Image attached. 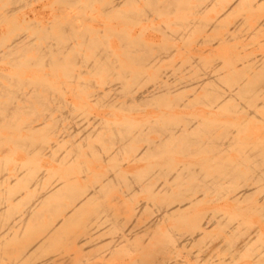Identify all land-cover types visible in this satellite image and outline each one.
<instances>
[{"label": "bare ground", "instance_id": "6f19581e", "mask_svg": "<svg viewBox=\"0 0 264 264\" xmlns=\"http://www.w3.org/2000/svg\"><path fill=\"white\" fill-rule=\"evenodd\" d=\"M3 1L0 0V24L10 17L18 24L13 21L16 27H11L13 32L9 28L11 35H3L0 28L3 41L0 59H5L6 64L18 69L32 66L46 69L65 64L71 68L64 76L79 83L80 87L83 83L86 97L103 110L119 108L121 111L126 104L147 107L155 103V106L157 101V105L160 103L164 107L167 103L162 101H169L168 95L172 98L169 106L178 103L183 109L194 105L201 108L178 117H165L163 113L144 123L125 121V117L122 118L124 121L100 118L94 126L84 127L76 133V129L69 131L70 124L64 125L66 121L73 124L74 115H70L75 114L74 104L71 107L70 102L58 97L61 100L57 98V104L52 105L55 109H50L49 103L50 110L45 109V113L37 114L31 108L34 101L46 107L43 101L53 98L49 91L53 88L47 79L6 75L0 70V121L6 124L13 116L30 111L35 118L22 129L37 132L39 129L32 125L37 119H42L40 126L52 120V132H63L70 139L67 140L70 147L63 152L59 150L64 136L58 139L59 135L51 143L45 138L21 136L16 140L0 141L4 146L9 144L26 151L27 155L47 157L55 168L47 179V170H41L34 159L18 162L12 159V153L0 157V264H264V138L250 142L251 137L248 141H245L248 138H240V134L248 129V121L264 122L260 117L264 109V52H256L257 48L264 47V41L258 40L264 36V0H146V7H142L150 14H174L172 22L153 30L165 31L182 44L191 41L189 45L193 43L199 47V51L192 48L197 54L206 50L211 55L218 52L222 44L255 39L246 44L244 50L243 46L238 47L244 52L251 49L241 53L242 56L231 55L238 46L235 45L229 51V58L216 56L204 60L200 56L202 60L199 56L197 59L188 56V60L183 59L180 63L178 58V67L175 65L178 70L173 67L176 69L173 75L178 72V76H182L183 71L191 75L193 72L191 76L187 73L185 77H189V81L179 90L182 93L190 89L192 95L186 92L191 95V100L185 91L178 92L181 94L178 97L177 89L168 85L170 82L165 80L166 77L162 79L164 67L162 75L158 72L145 79L152 81V86L141 84L144 70L156 68L163 62L166 57L161 54H166L169 48L155 52L153 42L139 38L128 40L126 30L102 31L99 27L87 28V25L78 31L79 26H74V21L71 24L74 17L64 21L65 24L52 23L54 26L49 27L44 23L46 17L41 10L48 7L51 0H36L20 16L14 14L21 11L15 6L22 0ZM23 1L27 5L26 0ZM57 1L60 5L67 2L81 14L88 8L93 12L91 7L98 3L106 21L111 16L124 17V23L117 20L116 24L122 23L126 29L139 25L150 15L137 8L136 4L141 0ZM180 7L187 15H175ZM11 21L8 20L10 24ZM177 22L178 30H170L168 25ZM24 25L31 34H25L28 32L26 27L27 32L15 34V30ZM30 26H37L38 30ZM102 26L105 28L106 24ZM54 27L55 32H52ZM106 30L117 39L127 41L122 45L125 62H118V54L106 48L100 51L105 44L99 37ZM111 33L110 37H113ZM37 35L44 44L39 41L41 39L37 40ZM194 35L199 39L191 40L196 37ZM102 38H106L105 35ZM84 46L89 50L88 59L81 55ZM29 52L34 54L28 57ZM193 65L196 68L191 72ZM164 66L170 67L169 64ZM180 69H183L182 73H179ZM92 72L101 75L99 87L92 84V80L84 81L81 76ZM2 79L7 82H1ZM174 81L182 79L179 77ZM161 106L155 107L161 109ZM173 106H167L165 110L168 112ZM136 110L139 109L136 107ZM55 111L68 115L56 118L53 117ZM220 112L221 115L243 114L244 118L232 124L229 120L219 119ZM78 134V140L72 137ZM94 139L99 148L93 145ZM83 148L87 152H82ZM230 150L237 155L227 160L225 153L228 155ZM223 154L225 161L221 160ZM86 156L95 158L99 165L107 164L105 171L99 172L79 163L78 175H71L69 167ZM178 156L182 159L178 160ZM155 158L160 161L152 163L153 159L157 161ZM110 162L115 164L112 166ZM141 162L146 166L139 170ZM249 184L258 187L260 198L253 196Z\"/></svg>", "mask_w": 264, "mask_h": 264}, {"label": "rangeland", "instance_id": "374dc122", "mask_svg": "<svg viewBox=\"0 0 264 264\" xmlns=\"http://www.w3.org/2000/svg\"><path fill=\"white\" fill-rule=\"evenodd\" d=\"M3 1V0H2ZM6 1V0H5ZM23 1V0H22ZM20 1V3H18L15 7H20L21 8V11H19L18 13H15L14 14V16H20L21 15V13L22 12H26V11H28L31 7V5L33 4H35V1L36 0H26V2H27V5H24L25 4V1ZM28 1H29V3H28ZM140 1V0H139ZM138 1V2H139ZM143 0H141L138 4H136L138 7V9H140V8H142L143 10H146V8L144 9L143 7H146V5H145V3H146V0H145V2L143 1ZM4 2V1H3ZM3 2H1V3H3ZM61 2V1H60ZM23 3V4H22ZM63 3V2H62ZM67 2H64L62 5H60V3L57 1V0H51V2L48 4V7H46L44 10H41L42 11V13L45 15V17L47 18H45L44 19V23L45 24H47L49 27H51V25L52 26H54L52 23H63V24H65L66 22H68L67 21V19L68 20H71V18H75V16H77V18H73V20H71V24H73L74 26H75V24H76V27L77 26H79V29H77L78 31H81V29L85 26H87V28H91V27H99V29L100 30H104V29H108V31H110V30H113L114 32H120V31H124V30H126V34L128 35L126 38L129 40V38L130 39H136V38H139V40L141 39V40H144L145 42H148L147 40H150V42H153L154 44H153V47H154V51L155 52H163L165 49H167V48H169L167 51H166V54L165 53H163V54H161V57H166L164 60H163V62H161L160 64H158V66L156 67V68H146L145 70H144V72H145V74H143V76H142V78L144 79L143 80V82L141 83V84H148V82L149 81H145V79L146 78H152V77H154L155 75L154 74H158V72H159V74H163L162 72V68L164 67V71H165V73L161 76L162 77V79H164L165 77H166V81L169 83L170 82V84H168V85H171V86H173L174 88L173 89H177V93L178 92H180L183 88H182V86H184L185 84H187V81H189L188 80V78L189 77H185L186 75H187V73L188 72H186L185 73V71H183V69H180L179 70V73H182V71H183V74H181L182 76H178V72H176L174 75H173V73L175 72V70L177 69L178 70V61H179V59H180V61H179V63L181 62V60L183 61V59L184 60H188V56L190 57V56H193V57H198L199 59H202L203 60V58H200V56L201 57H204L205 59L204 60H207V59H209V58H211V57H219V58H229L231 55H236V56H239V54H241V53H248L249 51H251V49H248L246 52H244L243 50H244V48H246L247 47V45L248 44H250V43H253V42H255V39H243L241 42H238V43H235L234 41L233 42H230V44H229V46H228V44H226V47H225V44H219V45H221L219 48H218V52L216 51V52H212V53H210L211 55H209V53L207 54V51L206 50H203V52H198V54L196 53L197 51L195 50V49H192V48H196L197 50L199 49V47H195V45H193V43L192 44H188V43H190L191 41H188L187 43H185V44H182L181 42H178V40L176 39V38H174V36H171L170 34H165V31H164V33L163 32H156V31H154L153 29L154 28H156L157 26H164L165 24H168V23H170V22H172L173 20H174V14H160V15H157L155 12H151V14H150V12H149V10H146L147 12H146V15L148 14V12H149V16H147L146 18H143L142 19V21L140 22V24L139 25H134V26H128L127 27V29H126V27L124 28V24L122 25V23L119 25V23L118 24H116V22H117V20H118V22H123L124 23V21H125V18L124 17H117V16H114V17H110V19H109V17H108V19H107V21H106V19H105V17L104 16H106V15H103V13L101 12V6H99L98 5V3H95V5L94 6H92L91 8H92V10H93V12L91 11V9H90V11H89V8H88V10H85V12H84V16L80 13L81 11L79 10V9H74V7H69L68 6V4H66ZM143 3V4H142ZM30 4V5H29ZM96 4L98 5V6H96ZM1 5V4H0ZM24 5V7L22 8V6ZM143 6V7H142ZM8 7H13L12 5H8ZM95 7V8H94ZM100 7V8H99ZM99 10H98V9ZM180 8H182V7H180ZM179 8V10H177V12H176V16H178L179 14L180 15H187V11L186 10H184V8H182V9H180ZM77 10H79V11H77ZM182 10V11H181ZM94 11H96V12H94ZM98 11H100L101 12V14L102 15H100V12H98ZM52 12V13H51ZM76 12H77V14H76ZM63 13V14H62ZM89 13H91V15H89ZM94 13V14H93ZM152 13H154V14H152ZM51 14V15H50ZM80 16H79V15ZM100 16H99V15ZM66 15V16H65ZM156 15H157V17H156ZM80 18H79V17ZM84 18H86V19H83V17ZM101 16H103V17H101ZM210 16H212V14H210ZM65 17V18H64ZM89 17H90V19H92V20H94V21H92V20H90L89 19ZM93 17V18H92ZM116 17V18H115ZM64 18V19H63ZM96 18V19H95ZM107 18V17H106ZM112 18H115L114 20L112 19ZM112 19V20H111ZM8 20H12L11 21V24L8 22ZM8 20L6 19V21H4V23L3 24H0V28L1 29H3V35H5V33H6V35H7V33L9 34L10 33V31H12V30H14L15 29V27H14V24L15 25H18L17 24V21H16V19L14 20V17L13 18H8ZM56 21V22H54V21ZM120 20V21H119ZM13 21L15 22L14 24H12L13 23ZM46 21H48V22H46ZM51 21H53V22H51ZM58 21V22H57ZM64 21H66L65 23H64ZM72 21H74L73 23H72ZM86 23H85V22ZM98 21V22H97ZM106 21V22H105ZM9 23V24H7V23ZM84 22V23H83ZM92 22H94V23H92ZM49 23V24H48ZM112 23V24H111ZM81 24H83V25H81ZM93 24V25H92ZM99 26H98V25ZM103 24H106V26H105V28H104V26H102ZM116 24V25H115ZM8 25V26H7ZM10 25V26H9ZM12 25V26H11ZM117 25H119V27L117 26ZM81 26V27H80ZM83 26V27H82ZM114 26V27H113ZM115 26H116V29H115ZM11 27H14V29L13 28H11ZM18 27V26H17ZM24 27H28L27 25L25 26H20V29L22 30H18V31H16L15 30V34H17V33H25L24 31H26L27 29H28V32L27 33H25V34H31V32L32 31H30V29L29 28H24ZM31 27V26H30ZM37 28V30H38V27L37 26H32L31 28ZM168 27H169V29L170 30H178V22L177 23H173V24H171V25H168ZM11 30H10V29ZM78 28V27H77ZM110 28V29H109ZM26 29V30H25ZM144 29V30H143ZM10 30V31H9ZM50 31H51V29H49ZM102 30V31H103ZM130 30V31H129ZM7 31V32H6ZM55 32V27L53 28V30H52V32ZM107 31V30H106ZM108 31L105 33H102L103 35H105V37L106 38H102L103 37V35H101L102 37H99V39H100V41L103 43V44H105V46H101L100 48V51H104V48H106L108 51H112L114 54H118L117 55V60H118V62H121V63H123V62H125V58L122 56V54L124 53V49H122V45L124 44V43H126L127 41L126 40H121V39H117V37L115 36L114 37V35L111 33V35H113V37L111 36L110 37V33H108ZM13 32V31H12ZM33 32H35V30L33 31ZM14 33H12V35H13ZM51 34H53V33H51ZM55 34V33H54ZM129 34H130V36H129ZM5 35V36H6ZM9 35H11V34H9ZM40 36L42 35V36H44V34H39ZM57 35V34H56ZM41 36V37H42ZM96 37H97V35H95ZM98 36H100V34H98ZM121 36H123V35H121ZM194 36H196V37H194L193 39L191 38V40H197V39H199V37L197 36V35H194ZM8 37H10V36H8ZM37 37H38V35H37ZM41 37H38V39L37 40H39V39H41ZM76 37L78 38L79 37V33H77L76 34ZM98 38V37H97ZM122 38H124V36L122 37ZM197 38V39H196ZM0 43H1V48H0V52L2 51L1 49L3 48L2 47V45H3V41H2V38H1V36H0ZM176 39V40H175ZM262 39V40H261ZM258 40H260V41H264V36H260V38H258ZM2 41V42H1ZM40 42H42L41 44H44L45 42H44V40H39ZM39 41H37V44L39 45L40 44V42ZM137 41V40H136ZM244 41V42H243ZM77 42H79V38L77 39ZM130 42V41H129ZM133 42V41H132ZM132 42H130V43H132ZM80 43V42H79ZM40 44V45H41ZM244 44V45H243ZM247 44V45H246ZM111 45V46H110ZM230 45H231V47H230ZM235 45H238L235 49V51L233 52L231 49L232 48H234L235 47ZM109 46L111 47V48H109ZM213 46H216V45H213ZM240 46V48L243 46V50H241L240 48V50H238V47ZM178 47L179 48H182V49H180V50H178ZM229 47V48H228ZM251 47V46H250ZM86 47L84 46L83 47V49H84V52H82L81 53V55H83L84 57H86L87 59H88V56H89V50H86L85 49ZM208 48V46L206 47L205 46V49H207ZM249 48V47H248ZM252 49H255V48H253V47H251ZM219 49H220V51H219ZM234 50V49H233ZM199 51V50H198ZM204 51H206L205 53H204ZM229 51H232V52H230L231 53V55H230V53H229ZM238 52V54H237V52ZM241 51V52H240ZM243 51V52H242ZM226 52L227 53H229V54H226ZM257 53H261V52H264V47L262 46L261 47V49L260 48H257V51H256ZM171 53V54H170ZM189 53V54H188ZM31 54H34L33 52H29V53H27L26 54V56H30ZM207 54V55H206ZM217 54V55H216ZM243 54H241L240 56H242ZM212 55H215V56H212ZM230 55V56H229ZM209 56V57H208ZM119 57V58H118ZM185 57V58H184ZM208 57V58H207ZM179 58V59H178ZM67 59V58H66ZM69 59V58H68ZM67 59V60H68ZM197 59V58H196ZM96 60H98V57L96 58ZM122 60H124V61H122ZM0 61H2V63L0 62V70H2V72L4 73V71H5V74L6 75H20V76H24V77H28V76H32V77H36V78H44V79H47V81H48V84L49 85H51L52 86V90L50 89L49 91H50V93H52L53 94V98L52 97H48V99H47V101L45 100V101H43L44 103H45V105H46V107L48 108H46L45 106H40V104H38V102L37 101H34L33 102V105H31V108L33 109V110H35L36 111V113L38 114V113H41V112H43V113H45V109L46 110H50V109H52L53 108V106L52 105H54L55 106V103H56V101H57V98L58 97H60L62 100H65L66 102H70L69 104H71V107H72V105L74 104V106L73 107H75L76 108V111H75V109L74 108H72L73 109V113H75V114H77L76 116H75V114H71L70 116L72 117L73 115V124L69 121V123L66 121L65 123H64V125H68V124H70L69 126L71 127V129L69 130V131H71V130H73V129H76V133H78L79 131H81V130H83V128L84 127H86V128H88V127H91V126H94L95 124H96V122L100 119V118H106V119H108V120H118V121H124L123 119H124V117L125 118H127L125 121H130V120H132L133 122H140V123H144L145 121H147V120H149V119H155V118H158V117H160L159 115H162L163 113L165 114V117H175V116H179V115H186V114H189V113H192V110H193V112H195L196 110H199V108H201V106H195L194 105V107L191 109V108H186V109H183V107H180V106H178V103L176 104L177 105V108H173V107H176V105H174L173 103H171L170 104V106L168 105V103H169V101L170 102H172V98L170 97V98H168V96H167V99H169V101H162V103L163 102H165V103H167L166 105L168 106V107H171V106H173L171 109H168V112H167V110H165L166 109V107L164 106L163 107V105L161 106L160 105V103L157 105V102H159V101H157L156 102V107H158V108H160V106H161V109H158V108H156L155 106H153L154 104H152V105H150V106H147V107H143V106H141V105H131V106H133V107H131L129 104H126L122 109H121V111H120V109L119 108H116V109H109V108H104V110H103V108L99 105V104H93V102L92 101H90L87 97H86V94L84 93V89H85V87H84V84L82 83L81 84V87L80 86H78L79 85V83H75L74 81H70L69 79H67L65 76H64V74H66L65 72H68L69 70H70V68L71 67H67V65H65V64H63V65H65V66H63V65H54V67L53 66H51V68H49V67H45L46 69H44L43 67H36L35 68V66H32V67H28V68H22V69H18V68H15V65H13V66H11V65H8V64H6V60L5 59H0ZM5 62V63H4ZM174 63V64H171V63ZM184 62V61H183ZM186 62V61H185ZM5 64V65H4ZM157 64V63H156ZM155 64V65H156ZM169 64V66L170 67H166V66H164V65H168ZM2 65V66H1ZM175 65L177 66V67H175ZM60 66H61V69H60ZM171 66H172V68H171ZM59 67V68H58ZM66 67V68H65ZM173 67H175V68H173ZM39 68H41V69H39ZM57 68V70H55ZM168 69V70H165V69ZM172 70H171V69ZM192 69H191V72H192V70H195V65H193V67H191ZM15 69V70H14ZM51 69V70H50ZM161 69V70H160ZM174 69V70H173ZM37 70V71H36ZM46 70H47V72H46ZM21 71V72H20ZM39 71H41V72H39ZM57 71V72H56ZM171 73H170V72ZM9 72V73H8ZM44 72V73H43ZM53 72H54V74H53ZM62 72V73H61ZM153 72H155V73H153ZM173 72V73H172ZM15 73V74H14ZM47 73H49V75L47 74ZM55 73H58V75L57 74H55ZM74 73H76V72H74ZM168 73V74H167ZM43 74V75H42ZM167 74V75H166ZM190 73H188V75H189ZM47 75V76H46ZM61 75V76H60ZM67 75V74H66ZM86 75V76H85ZM173 75V76H172ZM180 75V74H179ZM187 75V76H188ZM191 75H193V72L191 73ZM191 75H189V76H191ZM59 76V77H58ZM81 76H82V78L84 79V81H87L86 79H88V80H92V84H94L95 86H97V87H99V85H101L102 84V82H101V75H97V74H94V72H92V73H90V74H81ZM91 76V77H90ZM97 76V77H96ZM104 76V75H103ZM168 76V77H167ZM174 76H176L175 77V79H174ZM184 76V77H183ZM49 77V78H48ZM105 77V76H104ZM164 77V78H163ZM179 77H181V79H182V81H180V82H177V81H174V80H176V79H178ZM58 78V79H57ZM187 78V79H186ZM53 79H55V80H53ZM61 79V80H60ZM186 79V80H185ZM51 80V81H50ZM4 81V82H3ZM58 81H59V83H58ZM67 81V82H66ZM1 82H3V83H6L7 82V79H2L1 80ZM152 82V81H151ZM151 82H149V84L147 85L146 84V86H152L153 84L151 83ZM184 82H186L185 84H183ZM67 83V84H66ZM178 85H177V84ZM181 84V85H180ZM183 84V85H182ZM189 84V83H188ZM222 84V83H221ZM60 85V86H59ZM87 85H89V83L87 84ZM175 85V86H174ZM177 85V86H176ZM218 86H219V83L217 84ZM222 86H223V84H222ZM70 88V91H69V88ZM58 88V89H57ZM59 88H61V89H59ZM181 88V89H180ZM74 89V90H73ZM187 89V88H186ZM189 89V88H188ZM76 90V91H75ZM180 90V91H179ZM185 91V93H186V95L189 97V99L188 100H191L190 99V96L192 95V93L190 92V89H189V91L188 90H184ZM184 91L182 92V93H184ZM189 92V94H191V95H189L187 92ZM60 92H61V94H60ZM66 92H67V94H66ZM70 92V93H69ZM71 92H72V94H71ZM79 92V93H78ZM175 92V93H176ZM65 93V94H64ZM177 93H176V96H177ZM181 93V92H180ZM181 93V94H182ZM198 93H201V91H199ZM77 94V95H76ZM81 94V95H80ZM179 94V93H178ZM181 94H179L178 95V97L181 95ZM55 95V96H54ZM65 95H67V96H65ZM186 95H184V96H182V97H185ZM170 96H171V94H170ZM173 96V98H175L174 97V95H172ZM60 98H58V101L59 100H61ZM73 98V99H72ZM192 98V97H191ZM68 99V100H67ZM53 100H54V103H53ZM74 100V101H73ZM121 100H123V97L121 98ZM125 100V99H124ZM52 101V102H51ZM89 101V102H88ZM47 102V103H46ZM160 102H161V100H160ZM173 102H174V100H173ZM48 103L50 104V109H49V105H48ZM53 103V104H52ZM87 103V104H86ZM89 103V104H88ZM57 104V103H56ZM164 104V103H163ZM173 104V105H172ZM93 105V106H92ZM94 105H95V107H94ZM99 105V106H98ZM130 106V108H128L129 106ZM69 106V105H68ZM134 106H136L137 107V109H139V110H136V107L134 108ZM44 107V108H43ZM79 107V109H77ZM167 107V108H168ZM180 107V108H179ZM196 107V108H195ZM56 107H54L53 109H55ZM125 108H126V110H125ZM134 108V109H133ZM164 108V109H163ZM130 109V112H127L128 110ZM133 109V110H132ZM190 109V110H189ZM77 110L79 111V113L77 112ZM101 110V111H100ZM119 110V111H118ZM123 110V111H122ZM161 110V111H160ZM187 110V111H186ZM189 110V111H188ZM85 113H84V112ZM160 111V112H159ZM165 111V112H164ZM174 111V112H173ZM262 112H261V115L264 113V109H262L261 110ZM30 112V111H29ZM29 112H27L26 114H17V115H15V116H13L12 118H10L9 120H7V122H6V124H5V122H2V121H0V141H4V142H6V141H8V140H10V139H14V140H16L18 137H32L33 139H41V138H45L49 143H51L52 142V140H54V139H56V137L58 136V139H61V137H63L64 136V142L62 143V144H60L61 145V147H60V152H63L64 150H66L67 148H69L70 146H69V143L67 142V140H70V139H67L66 137H65V133H61V132H57V133H53L52 132V129H53V126H54V121H52V120H48V121H46L45 122V126H40V124L42 123V119H37V122H34L32 125L36 128V129H39L37 132H27V130H25V129H22V127L24 126V125H26V124H28V123H31L32 122V120H34V118H35V116L33 115V114H31V112L29 113ZM81 112V113H80ZM182 112V113H181ZM86 113H91L90 115L89 114H86ZM58 116H57V115ZM163 114V115H164ZM222 114V112H220L219 113V116L220 117H218L219 119H224V120H229V122H231L232 124H235L236 122H238V119H242L243 120V118H244V115L243 114H239V115H236V116H234V115H231V114H224L223 113V115H221ZM66 115H68V114H59V112H57V111H55L54 112V114H53V117H61V116H66ZM104 115V116H103ZM168 115V116H167ZM260 115V117H262L263 119H264V115L263 116H261ZM93 116V118H91ZM101 116V117H100ZM111 117H113V118H111ZM152 117V118H151ZM123 118V119H122ZM142 118V119H141ZM94 119V120H93ZM248 120H251V119H247L246 121H248ZM77 121V122H76ZM75 122V123H74ZM84 122V123H83ZM257 122V121H256ZM256 122H252V123H250V121H248V124H247V126H248V129H247V131H245V133L243 132V133H241L240 134V138L242 139L243 137H244V139L245 138H248V139H246L245 141H248L249 139H250V137H251V140H249L248 142H250V141H256V140H261L262 138H264V122L262 123V124H260V123H258L257 122V124L254 126V124L256 123ZM50 123H51V125H50ZM83 123V124H82ZM9 125V126H5V125ZM82 124V125H81ZM4 125V126H3ZM73 125V126H72ZM76 125V126H75ZM81 125V126H80ZM51 127V128H50ZM259 129V130H257V131H255L256 129ZM77 129H78V131H77ZM255 132H257V133H255ZM54 135H53V134ZM61 134V135H60ZM63 134V135H62ZM80 135H81V133H79ZM78 134V135H79ZM78 135H72V137L74 136L75 138H76V140H78L79 138H80V135L78 136ZM56 136V137H55ZM154 135H150V137H153ZM258 136V138L259 139H254L255 137H257ZM243 139V140H244ZM95 141H96V143H95ZM2 143V142H1ZM93 145H96V147L97 148H99L100 147V145H99V143L97 142V140H93ZM64 146V147H63ZM67 146V147H66ZM66 148V149H65ZM68 151V150H67ZM82 152H87V150L85 149V148H83L82 149ZM12 153V159L13 160H16V161H18V162H24V161H28L29 159H34V161L37 163V166H39L40 168H41V170H47L46 171V176H47V179L50 177V175L53 173V172H55V168H54V164L50 161V159L49 158H47V157H41V158H36L35 156H33V155H31L30 156V154L29 155H27V153H26V151H23V150H20V149H18V148H13V146L12 145H3V144H0V157H3V156H7V155H10ZM226 154V156H227V160H229V159H232V158H234L237 154H236V152H233V150H230V153L228 154L229 155V157H228V155H227V153H225ZM35 155V154H34ZM36 156H37V154H36ZM223 156V157H222ZM178 158V160L179 159H182V157L180 158L179 156L177 157ZM221 160H223L224 158H225V156H224V154L223 155H221ZM155 159H157V161H154V159H153V162L152 163H156V162H159L160 160L158 159V158H155ZM43 160V161H42ZM159 160V161H158ZM226 160V161H227ZM79 161V162H78ZM78 163H74L73 165H71L70 167H69V170H70V174L72 175H74V176H77L78 175V166H77V164L79 165V163H84V165L86 164V166L88 167V168H94L96 171H99V172H104L105 170L104 169H106L107 168V164H104L103 162L102 163H100V165H99V163H97V162H95L96 160H95V158H93V157H90V156H86L85 158L84 157H81V158H79L78 159ZM223 161H225V160H223ZM124 163V162H123ZM123 163H120V165H123ZM94 164V165H93ZM112 164V166L115 164V163H113V162H110V165ZM96 165V166H95ZM125 165V164H124ZM143 165V166H142ZM91 166V167H90ZM146 166V163H144L143 162V164H142V162L140 163V165L138 166V168H139V170L140 169H143L144 167ZM102 167V168H101ZM106 167V168H105ZM47 168V169H46ZM72 169H73V171H72ZM49 171H51V172H49ZM131 172H133V171H131ZM137 172V171H136ZM136 172H134V173H136ZM83 182V181H82ZM249 186H251V188H252V193H253V196L255 197V198H260V196H262L261 195V193H260V191L258 190V187L257 186H255V185H250L249 184ZM138 198H140V199H144V197L143 196H139ZM147 217V215H145L144 216V218H146ZM253 218H256V216L254 217L253 216ZM194 250V249H193Z\"/></svg>", "mask_w": 264, "mask_h": 264}]
</instances>
